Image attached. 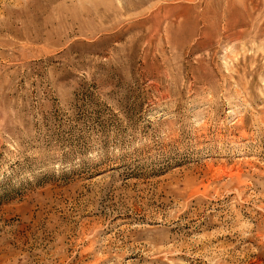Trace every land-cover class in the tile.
Listing matches in <instances>:
<instances>
[{"label": "rangeland", "instance_id": "obj_1", "mask_svg": "<svg viewBox=\"0 0 264 264\" xmlns=\"http://www.w3.org/2000/svg\"><path fill=\"white\" fill-rule=\"evenodd\" d=\"M0 264H264V0H0Z\"/></svg>", "mask_w": 264, "mask_h": 264}]
</instances>
